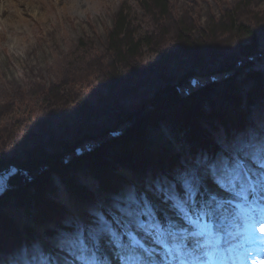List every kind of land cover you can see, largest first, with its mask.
Returning <instances> with one entry per match:
<instances>
[{
	"label": "rangeland",
	"instance_id": "1",
	"mask_svg": "<svg viewBox=\"0 0 264 264\" xmlns=\"http://www.w3.org/2000/svg\"><path fill=\"white\" fill-rule=\"evenodd\" d=\"M158 5L166 6L165 16ZM228 8L259 30L262 46L256 69L263 78L244 95L239 117L229 114L226 118L231 119L227 136L215 133L189 145L187 163L148 152L125 176L104 175L103 186L84 168L76 173L79 187L72 195L56 176L53 210L43 211L36 232L25 225L0 230V264H28L27 260L35 264L34 258L37 264H52L65 255L58 247L62 234L73 232L77 224L88 226L96 213L111 220L118 214L116 206H122L129 195L146 197L165 228L169 222L176 228L189 226L156 190L157 184L175 186L183 199V179L195 173L201 181L198 200L208 191L230 200L232 195L215 183L211 168L230 166L241 140L264 134V0H0V152L11 163L21 155V135L27 126L40 131L49 148L56 150L50 143L51 129L57 139L68 143H74L80 132L100 136L116 124L113 115L120 108H135L160 85L178 81L190 69L197 72L189 81L192 88L202 85H193L194 80L218 79L216 70L235 60L239 52L235 36L216 32L217 38H211L222 13H230ZM121 14L126 27L116 34L119 44L113 48L109 46L111 33ZM197 27L212 33L205 36L209 43L202 58L195 55L198 51L187 37L202 40ZM139 31L149 32L161 48L140 49L126 61L123 34L134 37ZM215 40L220 45L216 49ZM67 85L83 87L87 97L79 91L64 92ZM213 99L214 107L223 106L218 97ZM225 138L228 150L217 141L224 143ZM249 222L240 216V229L228 236L227 244L222 242L197 258L173 255L164 261L153 251L151 256L144 254V259L155 264H252L264 259V233L259 232V224ZM141 236L146 247L161 249L150 237ZM104 254L111 264H123L116 249L105 247Z\"/></svg>",
	"mask_w": 264,
	"mask_h": 264
},
{
	"label": "trees",
	"instance_id": "2",
	"mask_svg": "<svg viewBox=\"0 0 264 264\" xmlns=\"http://www.w3.org/2000/svg\"><path fill=\"white\" fill-rule=\"evenodd\" d=\"M154 1L158 3V0ZM158 7L161 8L160 14L165 16L166 6ZM228 9L230 13H222L221 20L214 26L213 35L209 30L197 27L200 29L198 32L202 40H194L187 36L192 44L190 46L198 51L195 54L198 58H202L209 43L205 36L217 38L215 36L217 32L233 35L238 39V55L233 61L227 59L228 61L216 70V74L220 76L218 79L205 81L201 86L192 88L189 81L197 72L190 69L184 72L186 74L178 81L170 80L160 85L135 108H120L119 113L113 115L116 124L107 128L100 136L80 132L74 143H68L66 140L57 139L54 130L51 129L50 143L57 148L56 150L49 148L40 131L37 132L33 127L27 126L21 135L23 143L19 142L22 148L21 155L12 163L34 172L37 176L31 184L9 191L0 197V230L7 225L15 228L25 225L27 229L36 232V225L43 218V211L53 210L51 194L56 176L66 183L72 195L79 187L76 173L84 168L100 186H103L104 175L125 176L148 152L165 155L173 160H184L187 163L189 145L197 144L199 142L197 140L207 139L215 133L226 137L227 124L231 120L226 118L229 114L234 118L239 117L243 111L244 95L250 93L249 89L261 83L263 78L261 70L256 69L262 46L259 30L253 24L243 22L237 11ZM123 18L121 14L115 23L110 47L119 44L116 38L120 35L116 37V34L126 27ZM203 30L205 34L202 33ZM134 37L123 34L122 41L125 46L122 52L126 61L140 49L155 51L161 48L159 41L147 31L141 34L139 31ZM216 41L212 42L215 49L220 47ZM115 47L116 45L113 48ZM63 87L66 93H74L73 91L82 93L84 89L78 85ZM82 94L87 97L88 91ZM215 97L223 103L222 107L213 106ZM224 103H230L228 108ZM250 116L255 118L252 113ZM217 141L222 148L229 149L226 138L224 143L221 140ZM88 145H92L89 150L86 149ZM81 147H84V151L77 155L76 150ZM10 163L6 155L0 152V170ZM34 263L37 264L38 260L35 259Z\"/></svg>",
	"mask_w": 264,
	"mask_h": 264
},
{
	"label": "snow or ice",
	"instance_id": "3",
	"mask_svg": "<svg viewBox=\"0 0 264 264\" xmlns=\"http://www.w3.org/2000/svg\"><path fill=\"white\" fill-rule=\"evenodd\" d=\"M211 173L232 199L223 200L208 191L198 200L201 181L195 173L183 179V199L176 194L175 186H156L190 228H176L171 222L165 228L146 197L129 195L122 206H116L118 214L111 220L96 213L88 226L77 224L73 232L62 234L58 247L65 255L52 264H111L105 247L116 249L123 264H155L144 259V254L151 256L154 249L145 246L141 234L150 237L166 256L197 258V254L219 248L222 242L227 244L229 227L241 215L257 210L264 213V134L254 133L241 140L231 165L213 166ZM258 230L264 233V221L259 222ZM259 264H264V259Z\"/></svg>",
	"mask_w": 264,
	"mask_h": 264
},
{
	"label": "water",
	"instance_id": "4",
	"mask_svg": "<svg viewBox=\"0 0 264 264\" xmlns=\"http://www.w3.org/2000/svg\"><path fill=\"white\" fill-rule=\"evenodd\" d=\"M202 84L197 80L193 81V85ZM92 145L86 147L87 150L91 148ZM84 151L83 148H78L76 150L77 155H81ZM37 174L29 171L17 164L11 163L0 170V197L6 194L8 191H13L31 184Z\"/></svg>",
	"mask_w": 264,
	"mask_h": 264
},
{
	"label": "bare ground",
	"instance_id": "5",
	"mask_svg": "<svg viewBox=\"0 0 264 264\" xmlns=\"http://www.w3.org/2000/svg\"><path fill=\"white\" fill-rule=\"evenodd\" d=\"M30 171V170H29ZM9 192V191H8ZM3 196V195H2ZM1 196V197H2ZM259 213H260V211L259 210H257L256 212H254V213H252L251 215H241V216H243V217H248V219L250 220V222H249V224L251 223H253V224H259V222H261V221H264V213H262L261 215H259ZM239 219H240V217H239ZM239 219H237L236 220V222H235V225H233V226H230L229 227V232H230V235H229V237L233 234V232L235 231V232H237V231H239V229H240V223H239ZM191 227V225H189V226H182L181 228H190ZM233 228V229H232ZM229 237H227L228 239H229ZM247 238V237H246ZM246 238L243 240V241H245L246 240ZM149 248H151V249H154V253H156L157 255H161L162 256V260L164 259V261H166V260H170V258H173V255H170V256H166L165 254H164V252H163V250L162 249H160V248H157V247H149ZM156 254H155V256H156ZM154 256V255H153ZM157 257V256H156ZM167 257V258H166ZM35 259L36 258H34L33 260L35 261ZM261 259H258L257 261H255L254 260V262H256V264H258L259 263V261H260ZM33 261V262H34ZM161 262V264H164L165 262ZM254 262L252 263V264H254ZM27 263L29 264V262H28V260H27ZM174 264L172 261H169L168 262V264ZM115 264V263H114Z\"/></svg>",
	"mask_w": 264,
	"mask_h": 264
}]
</instances>
